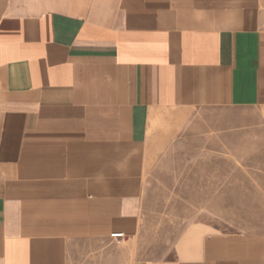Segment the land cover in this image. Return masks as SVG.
<instances>
[{"label":"crops","instance_id":"crops-1","mask_svg":"<svg viewBox=\"0 0 264 264\" xmlns=\"http://www.w3.org/2000/svg\"><path fill=\"white\" fill-rule=\"evenodd\" d=\"M259 143L264 0H0V264H264L205 221L142 257L155 159Z\"/></svg>","mask_w":264,"mask_h":264},{"label":"rangeland","instance_id":"rangeland-1","mask_svg":"<svg viewBox=\"0 0 264 264\" xmlns=\"http://www.w3.org/2000/svg\"><path fill=\"white\" fill-rule=\"evenodd\" d=\"M197 156L196 150L175 146L149 167L142 257L163 253L191 221L209 222L224 231L264 227V145L244 150L245 158L237 164H204ZM155 233L152 244L149 235Z\"/></svg>","mask_w":264,"mask_h":264},{"label":"built area","instance_id":"built-area-1","mask_svg":"<svg viewBox=\"0 0 264 264\" xmlns=\"http://www.w3.org/2000/svg\"><path fill=\"white\" fill-rule=\"evenodd\" d=\"M123 234L122 233H114L113 236L115 237H121Z\"/></svg>","mask_w":264,"mask_h":264}]
</instances>
